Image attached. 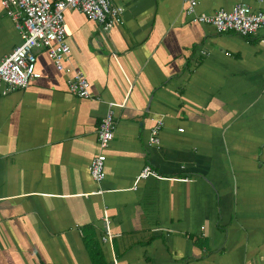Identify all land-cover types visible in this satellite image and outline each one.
<instances>
[{
    "label": "crops",
    "instance_id": "crops-1",
    "mask_svg": "<svg viewBox=\"0 0 264 264\" xmlns=\"http://www.w3.org/2000/svg\"><path fill=\"white\" fill-rule=\"evenodd\" d=\"M111 1L124 22L108 31L65 12L69 63L90 98L73 95L54 62L61 74L37 68L28 87L0 90V264H95L89 227L105 264H264V29L190 25L183 0ZM240 1L264 10L256 0L196 10ZM21 40L0 0V60ZM110 102L124 106L98 183L89 166ZM148 163L160 175L138 179Z\"/></svg>",
    "mask_w": 264,
    "mask_h": 264
},
{
    "label": "built area",
    "instance_id": "built-area-1",
    "mask_svg": "<svg viewBox=\"0 0 264 264\" xmlns=\"http://www.w3.org/2000/svg\"><path fill=\"white\" fill-rule=\"evenodd\" d=\"M258 3L264 0H256ZM185 13L194 22L210 24L219 33L234 31L241 36L256 35L264 29V10H256L245 1L234 4L230 9H219L215 13L197 12L199 0H183ZM6 14L15 22L21 35V43L12 52L0 60V89L3 95L16 89H24L33 80L41 77L37 70L36 51L44 48L53 60L55 67L68 74V89L79 98L92 96L90 82L82 70L70 65L71 46L68 37L71 30L65 19V12L75 9L84 13L89 19L101 24L104 31L123 24L124 7L113 4L111 0H1ZM124 103L110 102L98 130L97 139L100 151L89 166L92 178L100 183L106 177V159L104 150L110 146L115 136V108ZM162 118L156 120L148 135V146L160 148ZM182 130V128L180 129ZM160 174L146 164L138 175V179ZM97 192H102L99 190ZM104 242L112 244L109 213L104 211ZM117 259H115V264Z\"/></svg>",
    "mask_w": 264,
    "mask_h": 264
},
{
    "label": "rangeland",
    "instance_id": "rangeland-1",
    "mask_svg": "<svg viewBox=\"0 0 264 264\" xmlns=\"http://www.w3.org/2000/svg\"><path fill=\"white\" fill-rule=\"evenodd\" d=\"M185 11V10H184ZM188 24L190 25H198L199 23H195L193 22V20L191 19V17L187 16L186 15V18L184 19ZM115 27V26H114ZM203 46V44H201V47ZM206 47H208L206 45ZM41 51V55L40 53L38 54V52ZM39 51L36 52V55H37V64H38V69L39 71L43 74V75H46L48 74L49 72H53L54 74H61V72L57 71L55 69V67L53 66V60H51V58H49L47 55V51L44 49V48H41ZM37 80V79H36ZM34 80V81H36ZM32 81L31 84L34 82ZM3 86V85H2ZM118 110V107L115 108V114H116V111ZM112 143V142H111ZM110 143V144H111ZM110 150V146L104 150V153L106 154V156H108V151ZM100 151V148H99V144H98V148H97V151L96 153L94 154L97 155ZM93 156V157H94Z\"/></svg>",
    "mask_w": 264,
    "mask_h": 264
},
{
    "label": "trees",
    "instance_id": "trees-1",
    "mask_svg": "<svg viewBox=\"0 0 264 264\" xmlns=\"http://www.w3.org/2000/svg\"><path fill=\"white\" fill-rule=\"evenodd\" d=\"M86 240L89 244L90 250V257L95 264H105L106 260L103 254V251L100 247V238L93 237L94 232L89 227L88 231L86 232ZM103 237V236H102ZM101 237V239H102ZM99 240V241H98ZM103 241V239H102Z\"/></svg>",
    "mask_w": 264,
    "mask_h": 264
}]
</instances>
